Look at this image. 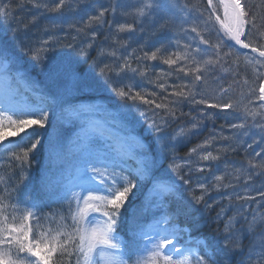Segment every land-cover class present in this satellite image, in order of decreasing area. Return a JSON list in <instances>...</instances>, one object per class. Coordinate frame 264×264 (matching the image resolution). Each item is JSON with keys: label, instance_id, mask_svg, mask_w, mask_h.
I'll return each mask as SVG.
<instances>
[{"label": "snow or ice", "instance_id": "1", "mask_svg": "<svg viewBox=\"0 0 264 264\" xmlns=\"http://www.w3.org/2000/svg\"><path fill=\"white\" fill-rule=\"evenodd\" d=\"M29 6L34 14L25 24L17 19V12ZM85 9H89L86 16L69 24V28L78 36L88 37V42H61L54 33L57 21L64 20L66 13ZM118 9L132 22L117 24L115 32L105 37L111 38L114 47L100 48L97 57H92L90 50L98 36L97 28L106 24L111 28L107 17H114ZM45 15L52 17L51 27L43 29L46 38L27 46L26 54L34 66L48 71L57 91L34 89L33 102L27 96L17 98L19 90L12 89L11 81L6 79L5 99L0 104V264H232L235 257L239 258L236 264H264V231L259 243L255 241V230H264V211L248 210V202L264 208V190H257L255 196L249 194L251 183L264 177V147L249 153L240 167L213 175L209 183L196 182L193 186L192 180L193 170L210 172L212 162L221 159V151L235 153L245 144L248 149L264 144V0H207L203 10L198 0H137L128 10H124L121 0H110L107 6L99 0H0V26H8L12 39L19 41L22 49L21 30L38 24ZM146 22L153 34L178 27L180 33L194 35L190 41L177 40L174 51L169 50L171 45L160 43L154 50L141 45L138 50L120 55L119 50L128 46L120 34H129L130 39L137 25L144 31ZM236 46L249 51L240 53ZM57 48L69 49L75 58L69 56L65 64L49 68V53ZM7 55L11 53L0 39V59ZM100 57L111 60L103 62ZM157 60L168 66L166 76L186 78L185 82L168 85L166 80L159 82L161 76L155 82L149 81L167 95L138 90L124 82L129 73L147 78L145 62ZM9 63L5 60L4 67ZM221 72L230 77V82L218 75ZM98 81H103V86L120 100L148 106L152 113L149 127L156 133L155 151L143 143L135 149L107 143L102 133L96 135L89 130L87 118L92 109L73 107L68 96L82 93ZM211 84L217 85L214 95L210 94ZM185 102L220 112L231 110L240 116L239 122L228 125L235 130L233 136L221 133L189 150V158L193 154L198 157L195 165L190 159L184 165L177 162L175 144L198 129L203 119H211L212 114L200 111L199 116L191 117L189 126L169 134L167 129L174 122L191 115L181 109ZM140 115L147 112L141 111ZM53 117L62 121L76 117L85 124L70 148L65 147L59 134L48 138L50 158L62 157L64 166L55 183L45 185L59 208L41 215V204L30 187L32 181L26 170L31 167L32 154L45 139L37 129L47 132ZM29 128L31 133L26 131ZM252 129L257 130L253 135L259 139L247 143L242 137H249ZM21 133V141L25 136L34 139L26 146L8 139ZM221 139L225 144L217 154L207 150ZM169 157L168 169L188 186L191 200L208 209L213 204L206 197L212 191L235 189L243 182L245 194L233 192L225 196L229 202L235 200L241 211L226 219L217 213V221H224L219 240L222 246L208 240L181 243L188 229L177 222L184 210L173 207L179 190L171 177L158 175L161 161ZM14 168L20 170L18 183L12 182ZM146 185L149 187L140 208V215L146 219L138 222L134 215L128 229L130 238L125 239L121 233L126 205ZM246 235L253 236L248 245L244 244Z\"/></svg>", "mask_w": 264, "mask_h": 264}, {"label": "rangeland", "instance_id": "2", "mask_svg": "<svg viewBox=\"0 0 264 264\" xmlns=\"http://www.w3.org/2000/svg\"><path fill=\"white\" fill-rule=\"evenodd\" d=\"M102 4H108V1L106 0H99ZM137 0H121L122 5L128 6L129 9L136 4ZM33 13V11L31 12ZM117 14V13H116ZM222 15V10H221ZM114 21H117L114 19ZM113 21V22H114ZM132 20L130 21V23ZM23 30V29H22ZM178 27H172L168 32L173 33L177 36ZM153 29L150 26L149 23L144 24V31L141 32L139 25H137V31L135 33L131 34V38L129 39V34H121V39L128 41V46L126 48H121L119 50L120 55H127L129 52H131L133 49H139L141 45L146 46V50L151 49L154 46H159L160 43L166 44L163 39H160V34L156 33L158 36L154 37ZM114 33V31H112ZM7 34V31L5 32L4 25L0 26V39H2L6 47L11 44L10 39L4 38V36ZM111 33L106 34V36L110 37ZM145 34V37H149V34L152 38L157 39L158 41H149L148 39H144L141 42L139 41L140 36ZM179 40L187 41V37L191 34H181ZM184 35H186L184 37ZM186 38V39H185ZM173 41V40H172ZM176 44V41H173ZM82 44V43H80ZM171 44V42L168 43V45ZM100 48H109L114 47L112 45L111 38L105 39L99 43ZM171 48H174V46H171ZM57 48L56 51L49 53L50 56V63L49 68L51 66L54 68L57 67L56 65L59 64L63 65L67 62V58L69 56L72 57V53L67 48ZM11 53V52H10ZM61 54V55H60ZM137 54H139L137 52ZM103 62H110L111 58L109 57H100ZM5 60L10 61L8 64V67H4ZM60 61V62H59ZM59 62V63H58ZM31 62L27 63L24 59L21 58L20 54L18 53L15 56L7 55L5 59H0V93H3L4 95V87H5V80L9 79L11 81V88L12 89H18L19 90V97L27 96L30 101L31 94H33L34 89H39L42 92L45 93H55L57 91L56 85L53 83L50 76L47 74V71L41 76L34 74L29 69H31ZM148 65V74L151 75L149 80L147 81L146 78H142L139 76L133 77L131 73L128 74V76L125 78V83H131L134 86L137 87V89H143L147 91L144 87L145 83L148 84V82L153 81L155 82L157 80V73L164 72L167 73L168 70L164 69V67L161 64L156 63L155 61H146ZM136 62L133 61V67H136ZM83 67H87L86 65H83ZM163 78V77H161ZM162 80V79H161ZM160 80V81H161ZM159 81V82H160ZM185 81V80H182ZM99 87L97 88L98 82H93L90 89L82 92V93H70L68 98L72 101L73 107H79L81 105L88 106L92 109L90 115L87 118V126L90 131L93 132V134L99 135L103 134V139L107 143H118V146H122L123 148H132L135 149L140 143L147 144V140H144L143 135L140 133L141 127H143L142 131L143 133H152V131L149 127V124L151 122V110L148 109V106L140 104L139 101L133 103L131 101L125 102L120 100L118 97L114 95L106 86H103V81H101ZM151 86L154 83H149ZM100 87L102 88L101 90ZM89 95L85 99H82V95ZM5 99V98H4ZM4 101L0 100V104H3ZM197 107L188 108L186 112L191 113V116H196V112H198ZM56 112H60V107L56 106ZM146 111L147 115L141 116L140 112ZM159 112V110H157ZM199 113V112H198ZM239 115V114H238ZM191 116L188 117V120H185L186 126H189V123L191 121ZM240 116L236 119L235 123L239 122ZM181 123V122H180ZM85 124V120L76 118V117H70L68 120H59L55 117L51 120V126L47 129V132H44V130L37 129V131L41 132V134L45 137L43 144L39 149L32 154L31 157V167L26 170V174L30 176L31 181L33 182L35 179V176L39 178V192H34L36 194V197H42L41 199L44 202H48V204L53 206V210H58L59 206L55 203H53V197L49 194V192L46 190L45 185L48 183L54 184L55 181L59 178L58 173L60 169L64 166V160L63 158H50L49 156V143L48 138L49 136L55 137L57 134L61 135L64 138V144L66 148H70L72 146V143L76 140L77 136L81 135V126ZM180 126L175 125L174 123L171 125V134L174 133V130L178 129ZM28 133L32 132V129L29 128L26 130ZM256 129H252L249 137H242V140H246L247 143H251L252 139H259L258 135H253L256 133ZM198 132V131H195ZM194 130L192 133H195ZM170 133V131H168ZM235 134L234 132L229 133V136H233ZM193 135L194 139L196 138L197 141H200L201 138H199L198 133L191 134ZM189 135V136H191ZM20 136H24V133H21L17 135V137L20 139ZM188 137V136H187ZM11 140L10 138H8ZM34 139L33 136H25V139L21 141V144L26 146L31 143V141ZM205 140H208L206 138ZM205 140L200 141L195 145H202ZM14 141H17L15 139ZM7 143V141H5ZM178 143V142H176ZM212 147H214L212 145ZM264 147V144H261L259 146L253 145L252 149H248L247 145H244V150H246V156L245 158H248V154L254 152L260 151L261 148ZM213 149L208 148L207 150L215 152L217 151L216 148ZM177 162L184 165L185 160L190 159L191 162L195 165V163L198 160V157L196 154H193L190 158L187 156V154H178L176 155ZM223 157L221 153V159L216 162H212L211 164V171H205L204 173L195 172L193 170L192 172V180H193V186L196 182H204L209 183L212 180L213 175L221 174L224 171H230L233 168H238L242 163H244L246 160L240 161L239 163L235 162H227ZM5 163H7L5 161ZM207 163V162H204ZM161 170H159L158 175L164 176V177H171L172 180L175 181V183H180V185L184 187H188L187 185H184L182 181L176 178L174 173H171L168 169V165H165V163H162L161 161ZM3 171V170H0ZM15 172V175L12 176V182L18 183L19 181V174L20 170H17L14 168L12 170ZM184 171L187 172V168H184ZM264 181V177H257L249 186V194L255 196L257 190H264V186L262 183ZM33 184V183H32ZM30 185V187L32 186ZM262 185V186H261ZM149 186H144L141 188L140 191L137 192L138 198L137 201H135L128 211V213L124 216V223L127 225V235L125 239H129L130 236L128 234V229L130 227V221L133 219L134 215L136 216L138 222H143L146 218L142 217L140 215V208H141V201L144 200L146 189ZM245 186L243 185V182L241 181L238 185H236L235 189L229 188L226 191L221 190L220 192L212 191L209 195V197H206L208 200V203L213 204V207L210 209L211 213L213 214V217H211L212 222L213 219L216 224V231L217 235H220L223 229L224 221H217V213H221L222 216H225V219L227 216H234L237 212L241 211L239 204L233 200L232 202H229L227 199H225V196L228 194L239 193L241 195L245 194ZM151 197V194H148V198ZM222 199L224 200L225 204H223ZM259 199V198H257ZM240 203H245L241 201ZM250 204V207L248 208L249 211L252 210H261L264 211V208H260V206L256 202H248ZM264 203V202H261ZM45 207V206H43ZM247 207V205H246ZM42 208V207H40ZM202 210H209L204 204H202ZM215 210V211H214ZM223 210V211H222ZM39 212L41 215H44L45 212L41 211L39 209ZM206 219L203 220L205 222ZM45 227L48 226L47 222H43ZM124 225V224H123ZM210 225L212 223L210 222ZM182 227H185L181 225ZM239 227V225H238ZM188 229L187 232L183 234V238L181 240V243L184 242V240H191L193 242L199 240L204 241L202 238L197 239L195 236L192 235L190 229L188 227H185ZM264 231L260 229L259 227L255 230V241L259 243L261 232ZM122 234V233H121ZM123 235V234H122ZM253 239V236L246 235L244 239V244L248 245L249 242ZM249 240V241H248ZM194 246V245H193ZM222 246V245H221Z\"/></svg>", "mask_w": 264, "mask_h": 264}, {"label": "trees", "instance_id": "3", "mask_svg": "<svg viewBox=\"0 0 264 264\" xmlns=\"http://www.w3.org/2000/svg\"><path fill=\"white\" fill-rule=\"evenodd\" d=\"M108 1V3L110 2V0H106ZM101 3V1H99ZM253 2L258 3L259 0H253ZM198 3L200 4V8L201 10H203L204 8L207 7V0H198ZM105 6H107L108 4H104ZM30 6L28 8H25L24 10H20L17 12V19L18 20H23L25 24H27L31 18V16L34 13H31L32 11L29 10ZM129 7L125 6L124 10H128ZM87 11H89V9H85V10H81L78 13H66V17L64 20L57 21L58 27L54 30L55 35L60 39L61 42L63 43H73V44H80V43H87L88 42V37L84 36V35H77V33L75 32V30L69 28V24L72 23H77L78 21L81 20L82 17L86 16ZM107 19L109 21L112 22V27L109 28V26L106 24L104 25L103 28H97L98 31V36L97 39L94 43V47L90 50V55L94 58L97 57L98 51L100 49V45L99 43L102 42L104 40V38L106 37V34L108 33H113L112 31L115 32V26L119 23H125L128 22L130 23V21L132 20L131 17H125L121 14V10L118 9L117 10V14L113 17V16H108ZM114 19H116L117 21H114ZM51 21H52V17L50 15H45L43 17L40 18L39 23L36 25H29L27 30H21V32L19 33V40L23 41L25 48H21L19 46V41H14L12 39V32L11 30L8 28V26L6 24H4L5 27V32L7 31V34L4 36V38H8L11 41V44H9L7 46L9 52L12 53V56L17 55L18 53L20 54L21 58L24 59L27 63L31 62L30 57L26 54V47L30 46L32 44H34L36 41H38L41 38H46L45 37V33L43 31V29L45 27H51ZM114 21V22H113ZM15 26V25H13ZM218 27V25H217ZM178 32L176 33V35H174L171 32H168L167 30L164 32H156L157 34L159 33L160 35V39H163L164 42H166L165 45H168L169 42H171V46L175 47V43L173 41H177L179 40L180 36H182L179 32V28L177 30ZM152 34L154 35V37L158 36L157 34ZM121 35V34H120ZM194 34H191L190 36L187 37V41H190L192 39V36ZM73 36H76L77 39L73 40ZM186 35H184L185 37ZM144 39H148L150 42L151 41H158L155 38H152L151 35L149 34V37H145V34H143L142 36H140L139 41L141 42ZM124 40V39H123ZM173 40V41H172ZM62 48H60L59 50H61ZM152 50H154V47L152 48ZM170 51H174V48L169 49ZM239 51V50H238ZM240 53H244L239 51ZM61 55V54H60ZM72 57H74V53H72ZM101 59V58H99ZM60 62V61H59ZM58 62V63H59ZM158 64H161L164 69H167L168 71H170L168 69L167 65H164L161 61L157 60L155 61ZM61 63V62H60ZM57 64L56 66L60 65ZM31 69H29L31 72H33L36 75L41 76V74H43L45 71H41V69L39 67H36L33 65V63L31 62ZM87 66V65H86ZM51 68H54L51 66ZM47 71V70H46ZM47 74L49 75L48 71ZM166 73H164L163 71L160 73H157V76H161L163 78H161L162 80L160 82H165V80L167 81L168 85H172V84H180L183 83L185 81H182L181 79H177L176 75H172V76H166ZM182 75V74H181ZM218 75L223 76L226 80H228L230 82V77L227 76L226 73H218ZM151 77V75H149L146 80L148 81L149 78ZM152 79V77H151ZM150 79V81H151ZM186 80V78H185ZM101 81H98V85L97 88L99 87ZM150 82H148V84L145 83V89L147 90V92H156L158 95H167V93H162L161 90L159 88H157L155 86V83L151 86L149 84ZM217 88L216 84H211L210 85V94L214 95V90ZM102 88L100 87L101 90ZM172 89L169 88V92ZM239 90H237L238 92ZM229 95H236V93H230ZM89 95H82V99H85L86 97H88ZM30 99H32V101L34 102V96L33 94H31ZM197 107L198 112L200 113V111H204L206 113H211L212 114V118L211 119H203L201 126L198 129H195V133H199V137H201V140H204L206 138L210 139L213 136L216 135H220L221 133L224 136H229V133L234 132V130L230 129L228 127L229 124L231 123H235L236 119L238 118V113H234L231 110H229L228 112H220L217 109H207L204 106H196V105H192L190 103H183L181 105V109L184 113H188L186 112V110L188 108H193V107ZM196 112V116H199V113ZM191 114V113H190ZM191 116V115H190ZM193 116V115H192ZM191 116V117H192ZM189 116H185L183 117L181 120L174 122L175 125L178 126H182L184 124H186L185 120H188ZM191 119V118H190ZM181 122V123H180ZM221 125H224L223 129L221 128ZM171 127L167 129V131H170L169 134H171ZM192 133V134H195ZM9 138H16L19 140V138L17 136H9ZM145 138L147 139L148 145L151 146L153 148V150L155 151L156 148V133H154L152 136H145ZM200 141L196 142L192 137H190V139H186V150H183L182 148L177 150V154H188L189 150L196 144L199 143ZM21 143V141H20ZM228 143H231V141H229ZM225 144L224 140H216L212 145L214 147H209L210 149H213L215 151L214 148H216V150H222L223 146ZM185 149V148H184ZM246 150H244V148H240L237 152L232 153V152H223L221 151V153L223 155H225V157H223L228 163L229 162H237L239 163L240 161L246 160L245 156H246ZM220 153V154H221ZM215 154H217V151L215 152ZM162 163H165V165H167L168 163H171V159L170 157L168 159H163ZM32 168V167H31ZM19 170V169H17ZM160 171L161 168L159 169ZM264 182V181H263ZM262 185L264 186V183H262ZM261 185V186H262ZM33 191L34 192H39L40 188H39V178L35 176V179L33 181ZM177 188H178V196H177V203L173 205V207L175 208L176 206L181 207L184 210L183 215H181L179 217L178 222H180L182 225H189L191 227V229H193L198 236H203L206 238V240L211 241L212 239H215V230H214V219L212 222L211 217H213V214L211 213V210H202V204H196L194 201L191 200V196L189 194V188L188 187H184L182 185H180V183L176 184ZM137 194V192H136ZM136 196V195H135ZM135 196L130 198L129 203L126 205V211L124 212V214L126 215L128 212V209L130 208V204L131 202H133ZM42 197H37L38 201L41 204L40 210L43 212H45V214L51 212L53 209V206L48 204V202H44L42 199ZM225 200V199H224ZM224 200L222 199L223 204H225ZM45 206V207H43ZM215 211V210H214ZM206 219L205 222H203V220ZM210 222L212 223V225H210ZM125 230H123L124 232ZM220 238L217 236V240H219ZM235 261L233 260L232 263H234Z\"/></svg>", "mask_w": 264, "mask_h": 264}, {"label": "water", "instance_id": "4", "mask_svg": "<svg viewBox=\"0 0 264 264\" xmlns=\"http://www.w3.org/2000/svg\"><path fill=\"white\" fill-rule=\"evenodd\" d=\"M236 48H237L238 50L242 51V52H245V51L248 52V51H249V50H245V49H240L239 46H236Z\"/></svg>", "mask_w": 264, "mask_h": 264}, {"label": "bare ground", "instance_id": "5", "mask_svg": "<svg viewBox=\"0 0 264 264\" xmlns=\"http://www.w3.org/2000/svg\"><path fill=\"white\" fill-rule=\"evenodd\" d=\"M0 100H3L4 101V95H3V93H0Z\"/></svg>", "mask_w": 264, "mask_h": 264}]
</instances>
